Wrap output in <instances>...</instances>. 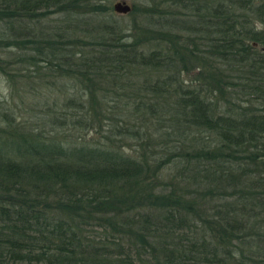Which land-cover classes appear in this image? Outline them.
<instances>
[{
	"label": "trees",
	"instance_id": "16d2710c",
	"mask_svg": "<svg viewBox=\"0 0 264 264\" xmlns=\"http://www.w3.org/2000/svg\"><path fill=\"white\" fill-rule=\"evenodd\" d=\"M147 1L0 0V264H264V0Z\"/></svg>",
	"mask_w": 264,
	"mask_h": 264
},
{
	"label": "rangeland",
	"instance_id": "374dc122",
	"mask_svg": "<svg viewBox=\"0 0 264 264\" xmlns=\"http://www.w3.org/2000/svg\"><path fill=\"white\" fill-rule=\"evenodd\" d=\"M120 1H125L131 7H138L148 2L147 0H102L101 3L109 10L103 16H100L101 21L120 20L127 24V26H130L131 19L128 14L118 15L112 10L113 5ZM52 19L53 17H46L44 19L45 21L42 23L43 27H48L52 22L54 23ZM86 20H89V18L83 19L80 24L85 25ZM29 27H33L31 23ZM85 27L86 26H84V28ZM18 52L19 51L0 49V58L10 59V57L13 56L11 53L17 54ZM12 69L13 71H10L11 75L9 76L0 72V102L2 103V105H0V111L12 114L13 118L17 119L18 122H27L28 127H30L33 123H36L38 119L37 116L40 114L41 108L37 106V102L42 100L41 96H43V94L39 93L36 84L29 85L31 80L28 77L32 75L30 73L32 67L19 64L13 66ZM21 75H25L26 77L20 79L19 77ZM12 79L13 82H11ZM32 81L36 80L32 78ZM55 88H57V86H55ZM40 92L43 93L45 91L40 90ZM0 126L2 127V125Z\"/></svg>",
	"mask_w": 264,
	"mask_h": 264
},
{
	"label": "water",
	"instance_id": "95a60500",
	"mask_svg": "<svg viewBox=\"0 0 264 264\" xmlns=\"http://www.w3.org/2000/svg\"><path fill=\"white\" fill-rule=\"evenodd\" d=\"M112 10L118 15H127L131 12V6L125 1H120L113 5Z\"/></svg>",
	"mask_w": 264,
	"mask_h": 264
}]
</instances>
